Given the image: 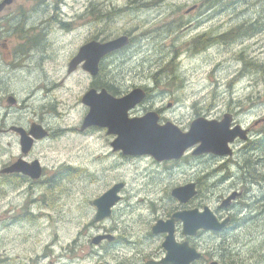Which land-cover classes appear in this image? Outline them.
Returning a JSON list of instances; mask_svg holds the SVG:
<instances>
[{
    "label": "rangeland",
    "instance_id": "obj_1",
    "mask_svg": "<svg viewBox=\"0 0 264 264\" xmlns=\"http://www.w3.org/2000/svg\"><path fill=\"white\" fill-rule=\"evenodd\" d=\"M109 1L119 10H110ZM212 1L57 0L54 11V0H49L51 17L35 13L29 18L28 24L38 23L45 31L37 58L49 55L44 67L57 76V86L50 92L55 104L51 126L61 130L51 150L38 151L48 155V165L53 160L49 157L56 155L57 165L81 169L58 179L51 191L0 190V264H134L145 259L162 246L150 235V227L157 215L177 204L171 189L192 182L197 171L218 163H199L188 153L181 157V174L166 164L151 171L148 161L134 165L131 158L106 155L110 149L100 134L73 135L70 128L84 116L80 98L90 79L80 66L68 77V65L86 37L132 36V43L105 63V72L122 80V88L149 76L156 89L172 91L163 105L167 100L176 105L165 115L181 129L187 130L198 116L210 119L228 108L239 114L241 124L259 128L253 123L264 117V0ZM229 30L233 34L227 39L222 33ZM216 35L217 40L210 38ZM199 36L209 41L203 47L193 45ZM2 144L0 167L16 152L15 145L7 150L6 140ZM78 154L87 156L81 159ZM116 182L125 183L119 202L104 222L94 221L93 199ZM213 188L207 194H212V203L221 192ZM260 210L259 218L242 220L238 238L204 237L207 256L221 257L225 252L228 259L233 244L243 251L245 264H264V205ZM105 232L116 240L92 243L94 236Z\"/></svg>",
    "mask_w": 264,
    "mask_h": 264
},
{
    "label": "flooded vegetation",
    "instance_id": "obj_2",
    "mask_svg": "<svg viewBox=\"0 0 264 264\" xmlns=\"http://www.w3.org/2000/svg\"><path fill=\"white\" fill-rule=\"evenodd\" d=\"M2 1L0 0V4ZM48 1L10 0L0 9V149L2 151V142L4 140H6L8 146L7 150H11L13 145L16 147V152L11 154L12 157L0 167V190L4 193H7L6 190L10 187L17 189L18 191L15 192L18 194L22 192L31 193L36 190L51 191V189L55 188L58 179L70 177L72 171L77 172L81 169L80 166H72L73 164L62 163L57 165L55 163L57 160H54L56 155L49 157V159L53 158L49 166L46 162L48 155L38 151L39 148L51 150L52 142L55 141L61 132V130L58 131L51 126V120L55 116L51 109L55 108V104H52L53 98L50 92L57 86V76L54 72L47 73L44 67L45 62L50 58L49 55H45L44 60L37 58V51L42 48L43 33L45 31L38 23L28 24L29 18L35 13L51 17L48 14ZM56 2L57 0H54V11L57 9ZM107 3L110 10L111 8L114 10H119L118 8H120L111 1ZM213 12L218 13L219 10ZM222 34H227L226 38L229 39L232 31L229 30ZM122 35L127 36V44L102 56L98 62V70L95 75L86 72L90 82L84 93L91 89H94L96 93L106 90L112 96L121 97L129 90L140 87L144 92V96L138 104L129 110L128 115L130 117H140L149 112H154L157 116L158 124L171 121L181 129V125L176 123V120H172L165 115L166 109L171 110L176 105V103H172L169 100L166 101L165 106L163 105L165 98L169 97L172 91L156 89L153 84L154 80L150 79L149 76H145L146 78L138 81L139 83L135 81L122 88V80H117L114 75L105 72V63L110 58L112 59L113 56L118 55L124 48H127L133 41L132 36L129 34ZM217 37L218 35L210 38L217 40ZM197 38H201V36ZM92 40L106 42L110 39L100 35H93L86 37L83 44ZM82 64L83 61L76 68H79V66L82 68ZM72 73L73 71L67 76H72ZM82 96L80 102L83 105V115L85 116L89 107L82 102ZM238 115L236 111L228 108L221 114L210 118L219 121L224 116H227L230 119L226 124L228 130H233L239 126L235 137L228 141L222 149L227 151L226 153L215 154L207 152L193 154L198 143L185 151V154L189 153L199 163L201 161L218 162L215 168H202L195 173V178L192 181L196 190L195 196L192 197L193 200H196L195 203L181 204L176 199L177 204H174L170 209H166L165 213L157 215L154 219V221L159 219L166 221L175 212L193 208L202 211L207 206L219 222L226 220L224 226L218 230L200 228L193 235L183 234L181 220L174 221L173 234L175 240L179 243L187 241L189 246L201 253L199 258L189 264H211L214 261L217 264H245L242 257L243 251L239 245L234 247L233 244H228L231 247L228 248V254H230L227 255L228 259L225 258V252L221 254V257L212 255L209 258L202 247L204 246L203 242H205L204 237L219 239L220 241L231 240L233 236L238 238L241 233L242 220L259 218V214H261L260 207L264 205V117L253 123V125L259 126L255 130L250 125L241 124L237 119ZM84 116L81 117V122L78 125L70 128L71 133L77 138L100 134L104 147L105 141H107L110 149V152H107L106 155L110 153L115 155L116 153L121 157L131 158L129 160L134 165L140 164L142 161H148L151 163V171L160 165L166 164L171 166L174 172L181 174V156L157 160L150 154H124L121 150L112 146L116 135L108 133L106 127L91 125L82 128ZM36 128H39L38 132H36ZM181 130L186 131V128ZM40 133L41 136H38ZM227 134L231 133L228 131ZM22 136L27 138L28 146H23L21 143ZM254 136L255 140L252 139ZM249 151H252V153ZM103 154H105V148ZM77 156L83 159L87 155L78 154ZM19 161L22 162L25 172L7 170L8 167ZM211 178H213L212 182H210ZM180 185L181 183L177 186ZM213 187L218 188L221 192L220 196L216 198L217 201L212 203L210 200L212 194H210V197L207 194L214 189ZM24 213L28 215L29 211ZM30 214L32 215L31 211ZM247 215L249 216L247 217ZM25 218L28 221L32 220L27 218V216ZM150 232L152 238L162 245L166 233L159 232L154 234L151 230ZM105 234H108V232H105ZM115 240L116 238L113 236L112 240L103 239L96 245H106V243H112ZM161 248L158 249L157 253L153 251L145 259L141 257L134 264H147L148 261L157 262L161 260L165 255V252H161L163 246ZM255 264L263 263L258 262Z\"/></svg>",
    "mask_w": 264,
    "mask_h": 264
},
{
    "label": "water",
    "instance_id": "obj_3",
    "mask_svg": "<svg viewBox=\"0 0 264 264\" xmlns=\"http://www.w3.org/2000/svg\"><path fill=\"white\" fill-rule=\"evenodd\" d=\"M10 0H3L1 7ZM127 36L121 35L106 42L89 41L80 46L76 55L70 60L68 71L72 72L79 63L83 61L82 68L91 75H95L98 70V62L101 57L127 44ZM144 96L142 88L136 87L129 90L121 97H115L106 90L96 93L91 89L84 93L82 102L89 107L88 112L82 120V128L98 125L106 127L108 133L116 135L112 142L115 149L121 150L124 154H150L157 160L178 158L183 156L184 152L194 144L198 146L193 154L212 152L223 154L227 151L222 149L226 143L232 140L237 133L239 126L233 130L227 129V122L230 119L224 116L221 120L208 119L203 116L194 118L186 131H182L171 121L164 124H158L157 116L154 112H149L140 117H130L129 110L138 104ZM194 128L197 131V138L188 141L183 139L193 133ZM39 128H36V132ZM231 134H227V132ZM179 134L178 136L176 134ZM38 136H41L38 134ZM21 143L28 146V140L22 136ZM9 171H22V162L14 163L8 167ZM125 186L124 182L114 183L103 194L93 199L92 203L96 208L94 220L99 222L111 215L113 206L120 200L119 194ZM196 190L194 183L177 186L171 189V195L182 204L187 203ZM181 220L182 232L185 235H193L202 229L218 230L224 226L226 220L219 222L213 215L209 207L205 206L202 211L198 209L181 210L175 212L170 219L163 221L157 220L151 227L152 233L165 232L166 236L162 242L165 249L164 257L157 261H148L147 264H165L169 255L179 252L187 256V264L199 258L201 253L195 248L189 246L187 241L181 243L175 240L173 234V223ZM110 234H99L93 237L92 243L97 244L103 239L112 240ZM217 264V262H211Z\"/></svg>",
    "mask_w": 264,
    "mask_h": 264
},
{
    "label": "clouds",
    "instance_id": "obj_4",
    "mask_svg": "<svg viewBox=\"0 0 264 264\" xmlns=\"http://www.w3.org/2000/svg\"><path fill=\"white\" fill-rule=\"evenodd\" d=\"M179 135L178 133L176 134ZM197 131L194 128L193 133L190 134L189 137H184L183 139L191 141L197 138ZM187 256L180 254L179 252L172 253L169 255L168 260L165 262V264H187Z\"/></svg>",
    "mask_w": 264,
    "mask_h": 264
},
{
    "label": "trees",
    "instance_id": "obj_5",
    "mask_svg": "<svg viewBox=\"0 0 264 264\" xmlns=\"http://www.w3.org/2000/svg\"><path fill=\"white\" fill-rule=\"evenodd\" d=\"M214 2H216L215 0H213L212 1V3H214ZM255 22V21H254ZM256 23H251V24H249V25H247V24H243L242 23V26L243 27H249V26H254ZM232 34H233V32H232ZM224 35H227V34H224ZM221 36V35H220ZM226 38V37H225ZM196 42V43H195ZM195 42H193L194 44V46H197V47H203V46H205L209 41L207 40V39H204L203 37H201V38H199V39H197V41L195 40ZM168 75H170V73H168Z\"/></svg>",
    "mask_w": 264,
    "mask_h": 264
},
{
    "label": "bare ground",
    "instance_id": "obj_6",
    "mask_svg": "<svg viewBox=\"0 0 264 264\" xmlns=\"http://www.w3.org/2000/svg\"><path fill=\"white\" fill-rule=\"evenodd\" d=\"M263 23V22H262Z\"/></svg>",
    "mask_w": 264,
    "mask_h": 264
}]
</instances>
